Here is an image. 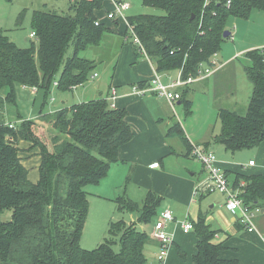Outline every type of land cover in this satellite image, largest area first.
<instances>
[{
	"label": "trees",
	"instance_id": "16d2710c",
	"mask_svg": "<svg viewBox=\"0 0 264 264\" xmlns=\"http://www.w3.org/2000/svg\"><path fill=\"white\" fill-rule=\"evenodd\" d=\"M142 2L145 7L163 10L165 14L128 17L141 44L133 41L129 28L125 36L132 38L138 58L142 55L154 60L159 73L182 71L184 79L198 77L205 65L214 66L224 40L234 41L229 29L231 21L250 19L255 12L264 13V0ZM104 5L105 0H74L68 15L52 9L34 10L29 38L37 42L32 41L25 48L16 45L0 29L2 263L148 264L146 248L152 238L135 224L112 223L110 238L97 249L89 251L81 246L90 208L85 188L99 184L108 175L111 165L120 161L121 147L134 138L128 112L113 108L107 98H99L45 113L54 87L72 90L84 85L92 78L97 64L105 63L104 53L95 59L81 56L90 48L102 47L108 37L109 28L101 21L96 24L97 14L104 10ZM229 31L230 35L225 37ZM245 56L251 62L246 75L253 85L249 105L243 113L221 109L218 116L222 129L213 140L231 153L253 149L264 142V49L251 50ZM19 87L41 90L46 102L37 120L19 115L20 120L11 128L13 122H8L3 114L8 104L16 103ZM140 87H145V83ZM188 89L180 90V101L186 115L191 116L192 102L184 97ZM180 127L175 125L169 135L180 136L191 154L193 146ZM23 142L29 143V148ZM23 155L40 157L36 183L30 180ZM243 182L245 187L240 197L246 205L262 213L264 175L237 174L233 188L239 189ZM162 201V197L150 192L142 205L127 197L116 202L119 211L139 213L140 224H151ZM6 212H11L7 221L2 219ZM192 223L198 239L196 264H240L238 260L220 258L224 245L214 243L218 232L206 224L204 217ZM117 239L118 252L114 249Z\"/></svg>",
	"mask_w": 264,
	"mask_h": 264
},
{
	"label": "crops",
	"instance_id": "0c3cea01",
	"mask_svg": "<svg viewBox=\"0 0 264 264\" xmlns=\"http://www.w3.org/2000/svg\"><path fill=\"white\" fill-rule=\"evenodd\" d=\"M117 1L119 0H105V11L102 12L103 14L99 13L98 17L100 21L103 18L104 21L102 23L109 28V34L104 45L113 44V48L108 49L119 51L121 56L123 49L127 48L126 41H130L129 36L124 34L128 31L127 21L124 19L126 27L123 25V28H121L120 20H109L106 15L114 9ZM127 2L130 3L131 7L125 13L126 19V14L134 6L131 1ZM1 3H5V1L0 0ZM45 9L50 8L47 7ZM4 20L5 18L2 17L0 11V29H3ZM239 26L237 25L238 30H240ZM233 37L236 43L237 39L235 36ZM11 40L15 42L13 38ZM260 48L264 49V42L258 44V46H249V48H242L239 44H235L231 48V55L224 59L225 62L222 63H219L217 54L214 59L215 65L213 64L214 66L211 67L213 74L208 78L196 80L187 85L189 89L184 97L192 102L193 107V100L190 99L193 93L194 96L199 92L211 96L210 92H212L213 108H216V114L219 119L218 114L221 109H231L224 106L223 102L225 100L223 98L227 99L233 96L232 93L236 90L234 85L236 84L237 68H229V66L235 64L237 61L236 56L240 54L245 56L247 52ZM128 53L130 55L129 62H134V68L131 70L128 80L126 82L116 80L115 85H111L107 89L105 97L100 92V97L95 96L91 100L107 98L110 101L112 89L115 88L117 98L112 105H115V109L128 112L127 119L133 129L134 138L121 147L119 152L120 161L111 165L108 175L99 184L90 186L93 188L91 196L93 198L98 195L100 197L103 196L104 199L107 198L113 203L121 197H127L134 202H137L138 198H142V202L139 203L141 205L150 192L162 197L163 201L158 210V216L155 217L154 221L158 220L164 210H170L175 217V221L168 223L166 226L167 232L173 236L174 241L164 264H196L194 256L197 253L196 244L198 239L195 230L189 233L184 232L183 222L186 220L195 222L200 217H204L206 224L218 232L214 238V243L224 245V249L220 252L221 259L238 260L240 264H264V220L262 222L255 220L256 230L253 232L244 227L239 221L240 213L233 212L227 207L226 196L220 192L209 191L208 186L211 183L209 174L201 162L198 159V161L195 160L196 158L192 153H188L189 147L185 141L180 136L169 135V132L178 124L181 126L180 128L191 146L214 152L220 167L226 172L232 185L237 174L246 175L244 174L245 169L258 168L257 161L250 159L248 163L241 165L238 152L231 153L221 144L213 143L214 138L220 134L219 131H216V127L215 130L210 131L208 129L203 134L186 124L183 127L174 115V112L176 113V105L184 107L182 101L170 103L152 92H146L144 95L135 93V87L140 89L147 88L156 73L161 75L165 83H168L171 79L177 78L180 71L159 73L154 60L147 59L142 55H140V58L137 57L136 48L133 49L132 54ZM116 58L120 59L117 55ZM245 58L246 62H249L247 66L249 67L251 62L246 56ZM118 61L115 63L117 66ZM206 68H210V66H203V69ZM116 70L114 68L113 72ZM98 77V74L94 73L91 79L95 80ZM142 83H145L143 88L140 87ZM82 86L70 90V92L74 93V96L70 99L64 96V101L61 103H57L61 93L58 92V87H54V91L52 90L53 96L50 100L52 107L49 108V112H56L76 104L91 101L82 93L77 97L75 96L78 93L76 90ZM88 89L91 88L88 87ZM178 91L180 92V89ZM252 93L253 87H251L250 99ZM37 95L33 94L35 97ZM232 105L233 108L231 110H235L236 107L244 111L247 109L241 108L236 103H232ZM236 110L239 111L238 109ZM19 115L21 116V114ZM39 116L40 114L38 116L22 117L37 120ZM186 117L190 116L186 115ZM22 145L25 148L30 146L26 142H23ZM34 153H36V150ZM23 157V163L30 171V180L36 183L39 179L40 157L36 155L30 158L25 155ZM251 161H254L255 164L250 166L249 163ZM262 172L261 170L259 171V173ZM129 215L130 221H127L128 224H135L141 231H145L148 234L152 233L154 221L151 223V231L148 232L147 226L149 224L139 223V213H129ZM159 250V242L151 239L146 248V255L147 253L155 254ZM180 256L181 258H179ZM150 260H152V264H160L157 257L155 260L152 258ZM0 264L6 263L0 262Z\"/></svg>",
	"mask_w": 264,
	"mask_h": 264
},
{
	"label": "rangeland",
	"instance_id": "374dc122",
	"mask_svg": "<svg viewBox=\"0 0 264 264\" xmlns=\"http://www.w3.org/2000/svg\"><path fill=\"white\" fill-rule=\"evenodd\" d=\"M5 3L0 4V11L2 17L5 18L3 23V29L7 32L8 36L14 39L16 45L24 48L29 47L32 44V41L37 42L36 40H31L29 38L32 33L31 26V15L35 9L44 10L49 7L52 10H56L59 14L68 15L70 14V5L74 0H4ZM131 1L133 3V8L126 14V17L135 16L139 14H149V15H164L165 12L160 9L148 8L143 5L142 0H124ZM105 11V10H103ZM101 11L100 13L103 14ZM24 15L22 16V14ZM99 14V13H98ZM97 14V15H98ZM107 15V14H106ZM20 16L23 18L20 19ZM106 20V16H105ZM98 21H100L98 19ZM103 18L101 22H103ZM21 23V25H20ZM125 25V20H120V27L123 28ZM239 26V29L237 28ZM229 29L231 33L236 37L237 42L235 43L231 39H226L222 43L221 51L218 53V61L219 63L225 62L228 56L231 55V48L235 44H239L242 48H249V46H258V44L263 43L264 41V13L255 12L252 17L249 19L246 18H238L229 23ZM229 31V32H230ZM130 41H126V47L123 49L121 56L119 51L110 50L108 48H113V44L103 45L100 48H90L86 53H82V57L96 58L101 56L104 53L103 57L106 58L105 63H98L97 67L93 71L98 74V78L95 80L90 79L86 84L76 90L75 96L77 97L80 93L85 94L87 99H92L95 96L100 97V92L105 97L107 93V89L110 88L111 85H115L116 80H120L122 82H126L131 75V70L134 68L133 63H130V54L133 53V41L129 36ZM134 40V39H133ZM262 41V42H261ZM38 46L37 44H35ZM239 51V50H238ZM249 51V50H247ZM72 53V50L69 52V55ZM116 55L119 58H116ZM237 61L235 64L229 66V68H237L236 75V90L232 93L233 96L229 98H223L225 101L224 106L227 108H233L232 103L238 104L241 108H247L250 102V91L252 83L249 81L245 68L249 65V62H246L245 56L240 54L236 56ZM119 60V61H118ZM118 61V66L115 63ZM116 66V67H115ZM117 69L115 72L113 70ZM91 89H88V87ZM17 100L16 103L8 104L4 111V116L8 122L17 123L19 119V114L21 116H38L42 111V104L46 102L44 100L45 93L41 90L36 93L33 92L32 88L24 89L23 87L18 88ZM212 89V88H211ZM54 91V88H53ZM58 92L61 93L60 98L57 99V103H61L64 101V96L66 98H72L74 96L73 92L70 90H60ZM202 92L197 93L194 96H190V99L193 100V114L190 117H186L185 110L182 105H176L174 115L175 118L182 124H186L187 126L195 129L197 132L205 133L208 129L210 131L215 130L219 133L222 129V124L217 117L216 108H213V94L210 92V95L201 94ZM6 94V92H5ZM33 94H38L37 97L33 96ZM52 94H50V98H52ZM194 97V98H193ZM45 113L48 112L50 107V101L46 103ZM236 109L240 110L239 107ZM235 109V110H236ZM241 113L244 112V110ZM174 117V116H173ZM216 132V133H217ZM204 147V146H203ZM202 147V148H203ZM192 156V155H191ZM239 160L241 161V165H245L248 163L250 159H254L258 163V168L244 170V174L249 175H264V143L260 144L258 147L253 149L244 150L238 152ZM193 158V157H192ZM195 159V158H193ZM197 160V159H195ZM198 161V160H197ZM198 164V163H197ZM202 164V163H201ZM203 165V164H202ZM260 168V169H259ZM263 171L259 173V171ZM230 182V180H229ZM231 184V182H230ZM232 185V184H231ZM125 187V186H124ZM233 188V185H232ZM93 188L88 186L85 188V192L89 195L90 208L87 216L81 246L85 250H95L99 247V245L107 238H110L109 231L112 223H119L130 221L129 213L121 212L118 209V205L116 201L113 203L104 199L103 196H95L94 198L91 196L93 193ZM117 199V198H116ZM136 200L138 203L142 202V198H138ZM96 202V203H95ZM116 203V204H115ZM256 219L259 221L264 220V216L262 213L255 210ZM2 219L7 221L11 219V212H6ZM156 222V221H154ZM130 225V224H128ZM148 232L151 231V224L147 226ZM154 227V224H153ZM150 236V234H149ZM118 241V239L116 240ZM117 252L119 251V241L115 245L114 248ZM176 251V249H174ZM148 264H152L153 260L158 258L160 255V250L155 252V254L147 253ZM169 256V255H168ZM181 258V256L179 257ZM183 258V257H182ZM180 260V259H179Z\"/></svg>",
	"mask_w": 264,
	"mask_h": 264
},
{
	"label": "built area",
	"instance_id": "2783aa9c",
	"mask_svg": "<svg viewBox=\"0 0 264 264\" xmlns=\"http://www.w3.org/2000/svg\"><path fill=\"white\" fill-rule=\"evenodd\" d=\"M131 7L130 3L124 0H119L115 2L114 9L107 14V18L109 20L118 21L121 19H125L127 21V27L130 29L132 33L135 43L141 44L137 36L134 34L132 27L128 23V19L125 18V13ZM121 18V19H120ZM99 25V21L96 22ZM34 34L32 35V37ZM145 53L144 50H142ZM146 56V53L145 55ZM147 59H149L146 56ZM215 65V61H213ZM213 74L212 68L202 69L199 73L198 77H189L187 79L183 78L182 71H180L179 75L175 79H171L168 83H165L162 79L161 75L156 73L153 79L150 81L147 88L140 89L139 87L134 88V92L139 95H144L146 92L155 93L159 98H163L170 103H175L180 101L181 92L178 90L187 87V85L195 82L196 80H202L208 78ZM57 85V83H56ZM26 88V87H25ZM33 92L36 93L38 90L36 88H32ZM117 98L116 89H112L111 93V101L112 103ZM115 108V105H112ZM16 123H11L10 127L14 128ZM192 155L198 159L206 169L209 174V191L210 192H220L224 194L227 198V207L229 210L233 212L240 213V223L246 227L250 232L256 230L255 220L256 214L255 210L246 205L243 199L240 197L242 193V188L245 187V183L243 182L240 185L239 189H233L229 179L225 173V171L220 167L217 156L214 152L206 151L201 149L200 147L194 146L192 149ZM255 162L251 161L249 165H254ZM175 217L170 210H164L157 222L154 224L152 233L150 237L160 244V255L158 256V261L160 264H164L165 260L168 256L169 250L173 245L174 238L171 234H169L166 230V226L168 223L174 222ZM183 228L185 233H189L194 230V225L191 221L186 220L183 222Z\"/></svg>",
	"mask_w": 264,
	"mask_h": 264
},
{
	"label": "water",
	"instance_id": "95a60500",
	"mask_svg": "<svg viewBox=\"0 0 264 264\" xmlns=\"http://www.w3.org/2000/svg\"><path fill=\"white\" fill-rule=\"evenodd\" d=\"M194 17H195V16H192V19H193ZM229 35H230V32H226L224 36L227 37V36H229ZM262 213H264V210H262Z\"/></svg>",
	"mask_w": 264,
	"mask_h": 264
}]
</instances>
